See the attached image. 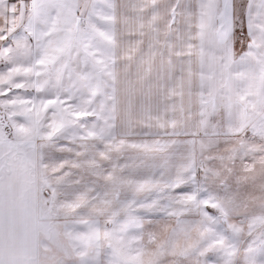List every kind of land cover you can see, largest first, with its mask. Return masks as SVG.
I'll use <instances>...</instances> for the list:
<instances>
[{"label": "crops", "instance_id": "1", "mask_svg": "<svg viewBox=\"0 0 264 264\" xmlns=\"http://www.w3.org/2000/svg\"><path fill=\"white\" fill-rule=\"evenodd\" d=\"M38 1L25 2L41 14L44 7L65 8L77 30L84 25L83 1ZM95 6L107 31L65 34L67 47L58 55L73 59L59 69L65 80L68 72H115L107 89L112 98L100 109L105 123L80 137L0 141V248H6L0 264L18 261L11 248L22 247L24 257L29 247L31 254L50 220L197 215L201 149L240 137L264 118V0H96ZM13 35L10 71L27 66L14 56L21 44ZM101 35L107 64L98 63L96 43L76 41ZM54 54L50 45L43 49V67ZM32 263L42 264L40 257Z\"/></svg>", "mask_w": 264, "mask_h": 264}, {"label": "rangeland", "instance_id": "2", "mask_svg": "<svg viewBox=\"0 0 264 264\" xmlns=\"http://www.w3.org/2000/svg\"><path fill=\"white\" fill-rule=\"evenodd\" d=\"M25 1L0 0V141L26 145L41 136L80 137L103 127L101 116L112 98L107 89L115 72H68V81L59 67L73 58L58 55L67 47L65 34L107 31L96 0H81L84 25L78 30L77 18L71 19L65 8L53 13L44 7L42 15ZM73 1L43 0L57 5ZM13 34L21 44V53L14 56L26 59L29 67L14 66L11 72L5 66L13 63L7 47L14 42ZM101 37L76 41L96 43L102 55L98 63L107 64ZM47 45L55 51L46 61L49 73L42 70ZM82 52L85 64L89 57ZM92 115L98 120L90 121ZM211 143L201 149L199 159L197 215L50 220L37 233L38 243L31 247L34 256L29 247L24 257L22 247L11 248L18 254L13 264H33L39 257L42 264H264V118L240 137ZM5 249L0 248V259L6 257Z\"/></svg>", "mask_w": 264, "mask_h": 264}, {"label": "built area", "instance_id": "3", "mask_svg": "<svg viewBox=\"0 0 264 264\" xmlns=\"http://www.w3.org/2000/svg\"><path fill=\"white\" fill-rule=\"evenodd\" d=\"M14 1H21V0H14Z\"/></svg>", "mask_w": 264, "mask_h": 264}]
</instances>
